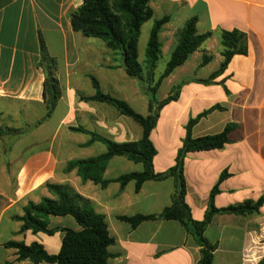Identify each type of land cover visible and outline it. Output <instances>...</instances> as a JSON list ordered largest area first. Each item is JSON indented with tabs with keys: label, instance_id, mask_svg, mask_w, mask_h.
<instances>
[{
	"label": "crops",
	"instance_id": "1",
	"mask_svg": "<svg viewBox=\"0 0 264 264\" xmlns=\"http://www.w3.org/2000/svg\"><path fill=\"white\" fill-rule=\"evenodd\" d=\"M82 3L0 0V129L21 132L0 137V264H33L20 261L18 250L6 246L9 242L39 243L50 255H57L65 237L63 230H82L72 216H51L49 229H59L53 235L21 232L20 218L29 203L56 199L48 184L69 186L105 216L109 235L115 240L108 264H198L200 247L180 222L156 219L133 227L121 219L162 213L172 204L174 178L147 181L138 191L135 181L123 187L117 182L119 177L144 169L125 157L108 163L104 179L111 182L106 188L83 181L77 169L65 171L69 162L107 152L102 142H91V134L73 128L116 143L143 138V128L133 118L106 103L84 99L96 94L93 78L103 93L125 101L137 113L147 116L155 112L143 82L127 74L121 53L101 39L73 29L71 15ZM151 7L155 19L170 18L160 35L166 65L190 19L197 18L200 34L214 33L157 91L156 96L168 83L164 100L174 86L185 83L179 99L160 111L152 133L157 149L155 171L164 173L175 165L190 119L219 105L224 110L202 118L193 128V136L219 134L231 123L238 127L223 149L189 153L185 160L186 202L193 219H205L211 191L224 172L229 177L215 198L217 209L264 198V0H154ZM155 19L147 22L152 28ZM222 30L245 32L249 52L236 55L214 84L206 85L201 81L219 71L225 60ZM41 40L56 60L62 93L45 121L47 74L41 65ZM204 56L211 57L206 65H202ZM164 70L157 74V67L155 81ZM263 219L264 206L260 215H215L205 231L207 240L217 245L213 264H260L264 258Z\"/></svg>",
	"mask_w": 264,
	"mask_h": 264
},
{
	"label": "trees",
	"instance_id": "2",
	"mask_svg": "<svg viewBox=\"0 0 264 264\" xmlns=\"http://www.w3.org/2000/svg\"><path fill=\"white\" fill-rule=\"evenodd\" d=\"M81 7L71 15V23L76 32L86 37L101 39L114 51H119L124 60V68L127 74L143 82L145 90L155 105V112L144 116L134 111L125 101L105 94L100 89L99 83L93 78L96 94L85 100H95L108 104L117 109L121 114L133 118L143 128V138L140 141L116 143L103 138L95 133L82 128H73L75 131L89 133L92 141H99L106 145L107 152L103 155L69 162L65 171L78 170L83 181H92L106 188L111 181L104 179V173L108 163L115 157H125L135 163L143 165L142 172L123 175L117 179L123 187L130 181L136 182V190H140L147 181H160L168 178L175 180V192L172 196L171 206L164 209L158 215H136L122 217L133 227L148 220H173L180 222L187 232L193 236L200 247L201 259L198 264H213L217 245L210 243L205 237V231L217 214L234 215H260L264 206V198L258 201H246L242 204L228 208L217 209L215 198L220 192L221 183L229 177L224 172L218 184L210 194L209 207L203 221L193 219L191 209L186 202L187 183L185 179V160L189 153L223 149L230 142L229 135L238 126L228 124L219 134L195 138L193 128L204 117L215 110H224L217 105L211 109L191 118L186 126V137L183 146L179 150L176 163L164 173H157L154 167V159L157 149L152 141V133L157 127L160 111L171 102L177 101L185 83L174 86L167 98L158 101L157 91L164 79L170 76L177 68L185 64L189 57L198 51L214 33L200 34L197 30V18L190 19L178 36V44L171 54L161 77L155 81V71L162 57V42L160 35L169 17L155 19L151 4L154 0H82ZM155 19L146 48L145 64L139 61V40L143 25ZM220 42L224 62L219 71L208 80H202L206 85L214 84L217 77L222 75L229 63L236 55H247L249 52L248 35L240 30L220 31ZM42 60L47 78L44 84V97L47 105V115L43 121L52 116L61 98V89L56 78V60L51 58L43 40H41ZM211 61L210 56H204L202 65ZM42 121V122H43ZM41 123V122H40ZM20 130L6 128L0 129V137L5 135H19ZM49 190L56 199L45 198L40 203H29L24 209V215L20 218L23 222L21 232L32 231L37 234L43 232L53 235L59 229H49L51 216H72L82 227L81 231L64 229L65 237L59 254L50 255L43 245L33 243L26 245L23 242H9L7 247L18 250L20 261L29 260L33 264L42 262L54 264H108L111 258L109 248L115 240L109 235L105 216L98 213L90 200L75 192L66 185L48 184ZM260 264H264V258Z\"/></svg>",
	"mask_w": 264,
	"mask_h": 264
},
{
	"label": "rangeland",
	"instance_id": "3",
	"mask_svg": "<svg viewBox=\"0 0 264 264\" xmlns=\"http://www.w3.org/2000/svg\"><path fill=\"white\" fill-rule=\"evenodd\" d=\"M152 29V23H147L142 31V37H141V40H140V61L142 62V64L144 65L145 64V59H146V56H145V49H146V46H147V42H148V39H149V35H150V31ZM168 60V57L167 56H164L161 58L159 64H158V71H157V74L161 73L164 68H165V65H166V61ZM170 87L168 85V83H165L163 85V87L161 88L160 92L158 93V95L156 96L157 100H162L163 97L168 93L166 92L167 90H169ZM261 214V213H260ZM264 220V219H263Z\"/></svg>",
	"mask_w": 264,
	"mask_h": 264
}]
</instances>
